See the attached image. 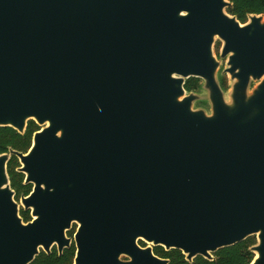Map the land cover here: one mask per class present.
I'll return each instance as SVG.
<instances>
[{"label": "water", "instance_id": "water-1", "mask_svg": "<svg viewBox=\"0 0 264 264\" xmlns=\"http://www.w3.org/2000/svg\"><path fill=\"white\" fill-rule=\"evenodd\" d=\"M230 6L0 0V127H40L0 154V264L61 251L73 223L74 264H167L155 246L212 260L250 236L264 264V13L241 23ZM11 155L32 184L26 224Z\"/></svg>", "mask_w": 264, "mask_h": 264}, {"label": "trees", "instance_id": "trees-1", "mask_svg": "<svg viewBox=\"0 0 264 264\" xmlns=\"http://www.w3.org/2000/svg\"><path fill=\"white\" fill-rule=\"evenodd\" d=\"M229 1L232 6L227 8V12L234 15L241 23L247 21L249 14L264 13V0ZM200 83L201 80L199 78L190 77L186 80L184 87L187 91H192L196 90ZM221 84L223 88H227L228 80L226 76L221 77ZM39 128L33 120L27 122L26 129L22 134L10 126L0 127V154L9 152V149L26 152L31 146L33 133ZM18 166H20L18 158L15 155H11L7 164L10 186L16 193L20 191L27 193L31 186L22 182L24 174L16 170ZM20 215L24 221L29 217L28 212L21 211ZM255 243V236H250L242 242L219 249L213 254L214 258L212 260L197 256L191 262L187 261L185 255L178 249L165 250L162 246H155L153 252L159 257L169 259L167 264H249L254 257V253L249 248ZM140 244L142 246L145 245L142 241H140ZM74 250V246H71L65 250L62 256H58L55 253L49 256L47 260H42L41 257L37 256L30 264H70Z\"/></svg>", "mask_w": 264, "mask_h": 264}, {"label": "flooded vegetation", "instance_id": "flooded-vegetation-1", "mask_svg": "<svg viewBox=\"0 0 264 264\" xmlns=\"http://www.w3.org/2000/svg\"><path fill=\"white\" fill-rule=\"evenodd\" d=\"M32 144V143H31ZM18 161H19V159H18ZM19 167V166H18ZM18 167L16 168V170H18ZM23 173V172H22ZM24 174V173H23ZM24 179H25V174H24V177H23V183H25L24 182ZM10 181V180H9ZM27 184H30V186H31V188H30V190L27 192V193H24V192H19V193H16L14 190V200L19 204V215H20V213H21V211H23V212H28V215H29V217H28V219L26 220V221H24L23 219V222L26 224L27 222H31L32 220H33V217H32V215H31V211H32V209H30V208H28V209H25L23 206H22V204H21V202H20V199H21V197L22 196H25V197H27V196H29V194H30V192L32 191V184L31 183H27ZM20 217H21V215H20ZM22 218V217H21ZM77 227H78V224L77 223H73L72 225H71V227L65 232V236H66V238H70L71 240H70V242H69V245L68 246H65V247H63L62 248V250L60 251L59 250V247H58V244L57 243H54V244H52L51 246H50V248H49V251L47 252V251H45L43 248H40L39 249V252H38V254L35 256V258L37 257V256H39V257H41V259L42 260H47L48 259V257L49 256H52V255H54L55 253L58 255V256H62V254L65 252V250L66 249H68V248H70L71 246H74V248H75V250H74V255H73V258H72V262L70 263V264H74L73 263V260H74V257H75V253H76V246H75V242H74V235H75V232H76V229H77ZM143 242V241H142ZM139 245H141L140 244V241H139ZM146 245V244H145ZM144 245V246H145ZM142 246V245H141ZM154 248V247H153ZM214 254V253H213ZM213 257H214V255H213ZM123 259H125V257H122ZM34 260V259H33ZM30 264V263H29Z\"/></svg>", "mask_w": 264, "mask_h": 264}, {"label": "rangeland", "instance_id": "rangeland-1", "mask_svg": "<svg viewBox=\"0 0 264 264\" xmlns=\"http://www.w3.org/2000/svg\"><path fill=\"white\" fill-rule=\"evenodd\" d=\"M221 46H222V42L220 41V40H218V39H216L215 40V43H214V45H213V51H214V53H215V55H216V57H219V53H220V50H221ZM225 58H223V59H221V61H220V69H219V73L222 71V69L224 68V66H225ZM224 76H226V75H224ZM223 76V77H224ZM228 77L226 76V79H227ZM228 80V79H227ZM200 88V87H199ZM197 89L198 91L196 92L197 94H199V96L202 98V99H204L205 98V96H206V91L204 90V89H202V88H200V89ZM226 91H227V89H226ZM194 107H198V108H203V109H205L207 112H210V106H209V103L208 102H203V101H201V102H196L195 101V103H194ZM252 241H254L253 239H252Z\"/></svg>", "mask_w": 264, "mask_h": 264}]
</instances>
